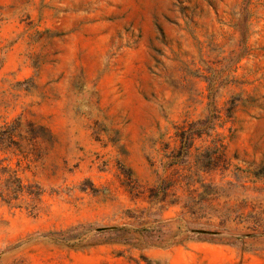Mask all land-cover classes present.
Segmentation results:
<instances>
[{
    "label": "rangeland",
    "instance_id": "1",
    "mask_svg": "<svg viewBox=\"0 0 264 264\" xmlns=\"http://www.w3.org/2000/svg\"><path fill=\"white\" fill-rule=\"evenodd\" d=\"M0 264H264V0H0Z\"/></svg>",
    "mask_w": 264,
    "mask_h": 264
},
{
    "label": "water",
    "instance_id": "2",
    "mask_svg": "<svg viewBox=\"0 0 264 264\" xmlns=\"http://www.w3.org/2000/svg\"><path fill=\"white\" fill-rule=\"evenodd\" d=\"M198 232H204V231H198Z\"/></svg>",
    "mask_w": 264,
    "mask_h": 264
}]
</instances>
